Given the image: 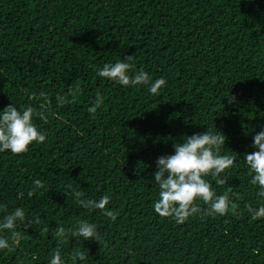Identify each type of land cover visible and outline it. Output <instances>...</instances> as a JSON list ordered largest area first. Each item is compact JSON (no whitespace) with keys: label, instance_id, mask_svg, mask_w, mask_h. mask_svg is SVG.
I'll list each match as a JSON object with an SVG mask.
<instances>
[{"label":"trees","instance_id":"trees-1","mask_svg":"<svg viewBox=\"0 0 264 264\" xmlns=\"http://www.w3.org/2000/svg\"><path fill=\"white\" fill-rule=\"evenodd\" d=\"M133 56L135 69L163 76L158 95L99 78L94 67ZM71 88L75 99L57 106ZM45 93L55 116L35 117L46 141L23 154L0 153V217L15 207L36 220L27 239L0 251V264H47L50 252H85L84 264H264L261 202L243 156L264 125V0H0V110ZM97 93L103 105L87 109ZM35 94V95H34ZM234 98V99H233ZM43 99V98H41ZM221 131L236 163L207 179L235 204L183 224L155 213L157 157L187 135ZM45 188L17 199L18 192ZM107 193L113 221L74 200ZM87 219L100 240L52 237ZM7 234V233H5Z\"/></svg>","mask_w":264,"mask_h":264},{"label":"clouds","instance_id":"clouds-1","mask_svg":"<svg viewBox=\"0 0 264 264\" xmlns=\"http://www.w3.org/2000/svg\"><path fill=\"white\" fill-rule=\"evenodd\" d=\"M94 71L102 80L106 79L125 87L142 86L152 95H158L162 88L166 87L163 76L153 79L143 68L135 69L133 56L126 60L120 58L114 62H106L102 66L94 67ZM72 99H75V92L69 88L66 94L55 96V103L57 106H63ZM36 100L40 102L39 108L34 104L17 106L12 102L0 110V153L23 154L28 152L30 147L46 141V132L38 127L34 118L38 116L47 122L49 116H55V112L45 93H39ZM103 103V96L97 93L87 109L93 119ZM252 140V146L256 150L245 153L242 160L251 175L249 183L255 186L256 196L261 201L258 207L250 210L251 219L256 220L264 218V125L255 132ZM225 142V135L215 126V130L207 128L205 132L185 136L182 141L173 144V153L157 157L152 181L153 188L158 190V198L152 203L155 213L171 218L177 224H183L191 216L201 212V201L207 206L204 213L209 216H223L235 208L228 193L217 194L207 179L210 176L215 179L217 185L225 184L226 178L222 174L236 163L233 155L220 154L221 146L225 145ZM41 189L47 190L44 181L34 178L32 187L18 192L17 199L22 200L25 195L32 198L34 193ZM73 196L75 203L82 209L101 210L111 220L116 219V214L109 207V194L105 193L98 199H93L86 198L82 192L74 190ZM35 223L36 220L26 216L22 207H15L0 217V251L11 250L18 242L27 239V231L21 232L18 229L21 226L28 229ZM57 225L51 230V235L58 241L65 239L66 235L79 242L100 240L96 224L87 219L78 220L74 227L68 229L59 223ZM86 259L85 252L80 248L62 255L57 247L50 252L47 264H84Z\"/></svg>","mask_w":264,"mask_h":264}]
</instances>
